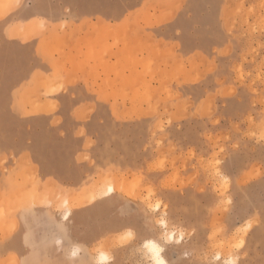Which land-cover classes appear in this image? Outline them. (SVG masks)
Masks as SVG:
<instances>
[{"label":"rangeland","instance_id":"rangeland-1","mask_svg":"<svg viewBox=\"0 0 264 264\" xmlns=\"http://www.w3.org/2000/svg\"><path fill=\"white\" fill-rule=\"evenodd\" d=\"M145 238L264 264V0H0V264Z\"/></svg>","mask_w":264,"mask_h":264},{"label":"bare ground","instance_id":"bare-ground-1","mask_svg":"<svg viewBox=\"0 0 264 264\" xmlns=\"http://www.w3.org/2000/svg\"><path fill=\"white\" fill-rule=\"evenodd\" d=\"M28 10H30V9H28ZM31 11L34 12L33 10H30V12ZM112 190H113V186L110 185L106 191H100L99 195L103 196L102 194H104V196H106ZM71 214H72V210H69L64 215V218L68 219ZM159 222L163 226L164 232H166V234H165L166 239L169 242H174V241L179 242L183 239L182 234L176 235L174 231H170L168 223L165 219H161V220H159ZM114 227H113V229H114ZM140 245H141L142 251L145 253L144 256L147 255V257H145V258L148 259V264H170L168 262L166 256H165V255H167V254H165L166 253L165 252V246L163 244H161L160 242H158L157 240L152 239V238H145L144 240H142V243ZM73 254L76 256V254H78V253H76V251H74ZM232 257L233 256L229 257V259H231L230 260L231 263L234 261V259ZM147 259H146V261H147ZM97 261L99 263L108 264L111 261V257L107 253L101 252Z\"/></svg>","mask_w":264,"mask_h":264}]
</instances>
